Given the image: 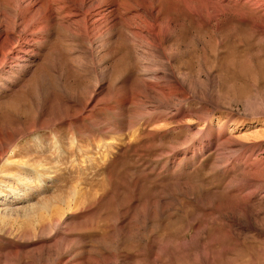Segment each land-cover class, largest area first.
<instances>
[{"label": "rangeland", "instance_id": "1", "mask_svg": "<svg viewBox=\"0 0 264 264\" xmlns=\"http://www.w3.org/2000/svg\"><path fill=\"white\" fill-rule=\"evenodd\" d=\"M15 1L0 0L5 22ZM33 1L48 9L43 29L57 53L54 73L31 63L46 75L47 111L38 113L35 94L2 92L0 126L64 110L74 120L1 142L0 264H264V184L239 188L264 179V117L245 110L264 101V0H88L102 17L93 32L110 23L114 35L145 40L141 10L156 13L158 28L168 18L159 47L170 50L172 79L137 64L143 49L114 41L94 98L107 107L94 101L82 114L64 94L84 98L87 78L65 66L63 51L58 62L57 8L67 0ZM163 86L168 109L149 99L162 101Z\"/></svg>", "mask_w": 264, "mask_h": 264}, {"label": "bare ground", "instance_id": "2", "mask_svg": "<svg viewBox=\"0 0 264 264\" xmlns=\"http://www.w3.org/2000/svg\"><path fill=\"white\" fill-rule=\"evenodd\" d=\"M52 2H54V1H52ZM146 2H148V1H146ZM14 4H15L14 8L16 10H15V12L10 11V13H11L10 18L7 20V22H5L6 20L5 21L3 20L4 19L3 14L0 15V93L9 92V91L12 92L14 90V92H17V93H29V95H27L28 97L29 96L31 97L32 94H35L37 96V100L35 102L36 110L38 111V113H45L47 111V105H46L47 93H45L43 90V80H44V78H46V75L43 74L41 71L34 72L33 70H31V67H32L31 63L34 60H38L39 64L42 65L43 67H45L48 72L54 73L56 71L57 53H56L55 49L49 48L47 46V42H48L47 36H50V35H48L45 32V30L43 29V23H44V21L47 20V18L45 19V17H47V14L49 12L47 11V14H46V10H48V9H46L45 11L43 10V12H40V11H42L40 8V5H39L40 3L39 2L37 3L33 0H16ZM61 4H63V3H61ZM95 5L96 4L90 3L88 0H78V2H73V1L67 0L66 2H64L63 5L58 6V8H57V10H58V17H57L58 27H60L62 30V33L60 32L57 36V38H58V47H57L58 48L57 49L58 50V62H60V60H59L60 54L59 53L63 51L62 54H64L66 56L64 58H67L66 59L67 63L65 66L67 68H69L70 71L72 70V71H74V73H78V75L81 74L83 76V78H84V76L87 78V83L84 86V88H85L84 98L80 97L79 94H76L74 92L70 93L68 91L69 94H66V93L64 94L65 91H63L64 89L62 87H59L60 89L59 88L58 89H59L60 93L67 95L66 96L67 98H65V99L68 100V102L71 103L72 105H75V103L76 104L80 103L81 109L78 110L79 114L83 113V108L85 105H88L89 103L94 104V101L97 103L99 102L102 106L107 107L106 101L103 98H99L98 100H94V98L96 95L103 93V92L100 93V90L102 87V82L105 78L107 79V72H109L110 67L107 64H106V66H103L102 68H100L99 66L103 65L106 62L105 60L109 55L108 53H110L109 52V46L112 45L114 43V41L117 42L114 44L119 43L118 46L121 44L120 47H122V44H124L128 47L130 46V48L131 47L132 48L133 47H139L140 49H143L145 52H147V55L136 57L137 64L138 63L140 64V62L143 63L142 60H144V63H146L148 65L158 66L161 70V76L164 79H166V81H164V83H167V81L172 79L171 69L169 66V63L171 60L170 50H169V48H163L162 47L163 49H161L159 47L160 42H163V41L166 42L169 39L171 26H170V21L168 18L164 19L161 27L158 28L156 25V20H157L156 19V13L150 8H148L146 11H145V9L141 10L139 8L141 10V14L143 15V18H142L143 20L141 21L142 22V25H141L142 31L141 32H142L143 36H145V40L142 39L141 37H135V36L130 35V34L126 35L125 32H124V34H122L123 32L120 33V34H122L121 36H118V33H117V35H114L113 34V32H114L113 31V25L110 23H108V25L105 28L102 27L103 28L102 31L93 32L94 29H97V25L99 24V21L101 20L100 18H102L99 16L98 9H97V7H95ZM34 6H35V8H33ZM137 6L138 5L136 4V7ZM43 7L45 8V6H43ZM133 7H135V6H133ZM2 8H3V6H2ZM129 8H132V7H129ZM6 9H8V8H6ZM59 12L61 14H59ZM30 13L33 14L32 19H30L31 17H29V19L31 21H28V20L25 21L24 20L25 16L27 14H30ZM40 13H43V14H40ZM134 14H135V12H134ZM136 15H138V14L137 13L135 14V18H136ZM71 19L72 20L77 19V21L80 23V27H78V28L75 27L74 23L71 22ZM104 22H106V21H104ZM75 23L77 24V22H75ZM106 24H107V22H106ZM129 25H131V24H129ZM29 28H31V30L33 32L29 31ZM128 28H131V27H128ZM133 29L135 30V32H138V33L140 32L139 29H137V28H133ZM125 30H126V28H125ZM134 30H132V31H134ZM115 33H116V30H115ZM138 35H140V34H138ZM75 40H78V42H80L84 45L82 50H80L81 52L76 49V47H77L76 44L71 45L72 44L71 42L75 41ZM62 42L65 43L64 46H63ZM79 49H80V47H79ZM98 52L102 53L101 56H100L101 53L99 54L100 58H98L96 56V54ZM124 53H126V52H124ZM134 56H136V55L134 54ZM149 57H151V58H149ZM158 60L161 62H159ZM65 61H63V63ZM141 65H140V67H141ZM152 66H151V69H153ZM38 67H40V66H38ZM39 70H40V68H39ZM46 70L43 69V71H46ZM144 71H147V70H144ZM65 73H66V71H65ZM137 73H138V71H137ZM144 73L145 72H143V74ZM47 75H48V73H47ZM52 75L53 74H51V76ZM58 75H59V72H58ZM108 75H109V73H108ZM150 75L151 76L153 75V71L150 72ZM117 77L118 76L112 78L110 80V83L113 85L116 84V81H117L116 78ZM52 79L54 82L53 76H52ZM104 84H105V82H104ZM150 85H152V84H150ZM104 87H103V89H104ZM145 88H147V87H145ZM116 90H117V87H116ZM161 90H162V93L164 95L162 101H159L158 99H156V97L148 95L150 97L149 99L152 100L154 107L155 106L157 107L158 105L160 106V104H162L163 109H168V107L170 106V92L172 90L169 91V88L167 86H163L161 88ZM150 91H147V92H150ZM35 95H33V97ZM60 97H62V96H60ZM61 102L63 103V101H61ZM65 102H67V101H65ZM117 102H118V104L113 106V109H118L117 107L119 106L120 99ZM67 105L68 104H66L65 106H67ZM76 106L79 107L78 105H76ZM244 106H246V105H244ZM63 109H65V108H63ZM245 110H247V112L245 111L247 113L246 115L263 116L264 117V101L263 100L257 101L256 103L251 105L250 108L246 107ZM64 111L66 114H64L60 117H58V115L55 111H53L51 114L48 112L49 117L47 120H41V119L34 120L30 125H27V126H25V125L17 126V127L13 126V127H8V128L0 126V144L2 141L3 142H9V141L14 140L18 137L29 134L34 129L43 130V129H47L50 126L53 127L54 125H58L57 123L67 122L68 121L67 118L74 120L72 118L73 114H72V112H70V110H68V111L64 110ZM75 112L77 113V111H75ZM15 124H17V123H15ZM261 144L264 145V142ZM252 149L253 148L251 146L250 148H247L245 150L240 151V153L250 152ZM8 164H9V161L8 162L6 161L5 165H8ZM253 169L258 170L259 168L254 167ZM260 170L263 171L262 168H260L259 171ZM22 173L24 175L25 172H22ZM7 176H8V174H7ZM20 179H24V178L21 177ZM262 184H264V179L258 180V181H256V180L255 181H249V182L244 183L241 186H239V188L240 189L253 188V189L257 190L258 188H260V186Z\"/></svg>", "mask_w": 264, "mask_h": 264}]
</instances>
